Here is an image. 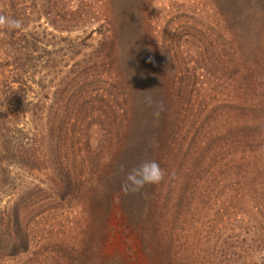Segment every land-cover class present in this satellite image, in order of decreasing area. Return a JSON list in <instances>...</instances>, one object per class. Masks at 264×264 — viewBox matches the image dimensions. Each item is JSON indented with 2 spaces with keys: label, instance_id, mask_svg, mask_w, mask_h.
Returning <instances> with one entry per match:
<instances>
[{
  "label": "rangeland",
  "instance_id": "374dc122",
  "mask_svg": "<svg viewBox=\"0 0 264 264\" xmlns=\"http://www.w3.org/2000/svg\"><path fill=\"white\" fill-rule=\"evenodd\" d=\"M0 12L22 23L18 30L0 29V119L17 117L12 122L21 132L14 137L22 147L15 146L22 164L0 163V247L6 236L27 241V250L15 256L9 247L0 249V264H100L110 260L101 257L123 250L118 239L126 224L116 195L122 190L115 183L121 180L113 181L114 188L108 182L113 160L126 151L133 102L142 95L131 80L140 50L137 70L172 96L161 108L164 134H154L149 158L165 175L151 186L150 212L134 241L152 245L156 232L168 244L167 252L152 247L150 262L138 253L132 263L177 264L178 249L185 247L198 250L196 258L216 251L228 234L217 213L224 172L210 167L226 153L223 131L239 128L240 82L257 61L220 30L211 0H0ZM230 57L233 75L226 80L221 69ZM163 62L164 73L156 70ZM211 95L212 104L229 112L227 125L194 120L192 100ZM232 151L235 160L238 148ZM195 157L197 167L205 166L200 173L188 167ZM184 164L189 174L197 173L195 180H185ZM204 177L209 197L201 195ZM253 257L264 262V252ZM196 261L191 257L187 264Z\"/></svg>",
  "mask_w": 264,
  "mask_h": 264
},
{
  "label": "trees",
  "instance_id": "16d2710c",
  "mask_svg": "<svg viewBox=\"0 0 264 264\" xmlns=\"http://www.w3.org/2000/svg\"><path fill=\"white\" fill-rule=\"evenodd\" d=\"M211 5L214 8V15L217 17L218 22H221L220 30H224L228 36L232 34L244 46L245 50L247 49L249 53L253 52L252 57L257 62L249 66L248 70L243 73L242 82H240V89L244 93V99L241 98L239 100V128L237 129L236 124H234V128H232V125L231 128L225 132L223 131L224 139L222 140L226 143V153L223 156L217 153L221 161L218 160L217 164L210 167L213 173L218 172L216 166H221V170L224 172L220 186L221 190L218 192V198H222V200L217 213L218 217H223L225 230L228 234L219 241L218 249L210 251L208 255L202 254L196 258L194 252L198 250H193L192 253V251L187 252V247L182 250L178 249L180 253L176 257L177 264H187L191 257L195 261L197 260L193 264H264L262 261L256 263V257H253V255L264 252V0H211ZM0 15L3 16V13L0 12ZM224 41L228 42L227 40ZM8 46L12 49V42ZM1 47L0 41V49ZM140 51L142 53L137 55L131 80L134 83L135 81L139 83L136 86L138 88L140 85V90L137 93H142V95L139 96V102H133V108L130 111V125L126 134V151L124 154L121 153L120 157L115 158L112 163L113 177H110L108 182L112 188H114L113 181L120 179L121 182L115 181V183L121 185L127 171L136 167L142 160H149L152 155V143L155 142L154 134L160 133V137L164 134L162 132L165 129V123L161 120V117L159 120V116H161L163 111L161 108L163 105L169 104L172 96L168 91L163 94L164 90L162 92L159 88H155L147 72L140 70V68L137 70L136 66L139 67V63L141 64L143 61L144 52ZM222 57H224V60L222 59L223 63L226 60V55H222ZM231 57L226 61L228 63L227 68L222 66L221 69L222 74H227L228 76L226 80L231 79L233 75V72L228 69L232 61ZM166 65L163 62V66L157 67L156 70L160 71L161 68L164 73ZM258 69L263 70L259 75L257 73ZM162 79H164V74ZM143 83L144 87L145 83L146 86H149L147 90L143 88ZM211 97L212 95L202 100L196 98L192 100L194 104H197L194 120L198 121L200 119L199 121L202 124L215 120L216 124L219 122L227 125L229 112L226 114L223 111L225 108L222 109L223 107L220 103L212 104L214 96L213 99ZM164 114L165 116L167 115L166 112ZM49 117L51 118V116ZM16 118L11 117L10 114L1 115L0 163L8 161L18 165L22 164L15 148L16 146L18 151L22 149L21 144H17V138L14 137L21 132L12 122ZM170 120L171 118L169 123ZM233 137L237 141L236 145H234L232 140ZM234 146L238 148L239 154L235 160L233 158L234 152L232 151ZM32 150L33 154L36 155V160H38L39 150L34 146ZM196 161L195 157L193 164L190 163L188 167L190 170L193 169V171L198 172L205 166L197 167ZM183 166L185 170L183 177L185 180L188 182L193 178L195 180L197 173L189 174L187 167H185L186 165L184 164ZM160 167L163 168V166ZM212 175L215 176L216 174ZM201 180V195L204 196L206 194L209 197L206 188L208 178L204 177ZM151 186L152 184H148L138 192H129L127 194L116 190L120 213L126 224L124 226V239L120 237L118 243L124 247L123 250L118 247V251L111 254L107 259H104V256L101 257L103 258L102 260H110L100 264H133L132 262H136L135 258L138 253H143L144 255L141 257L145 258L148 263L155 256L152 247H157L159 251L160 249L164 250V252L166 251L164 247H167L168 243L166 244L165 238H162L160 233L153 232L154 242H152V245L145 244L144 240H139V243L134 241V239L138 238L136 232H140L142 229V222L139 224V221L150 212V206L152 205ZM183 195L184 191L179 194V197H181L179 200L184 199ZM18 214L14 208L11 213V219L13 220L12 226L14 227L15 236L20 234ZM7 229L10 230V228ZM245 237L247 238L245 239ZM6 238H8V241L11 239L9 236H6ZM186 239L184 243L188 246L191 245L189 244L191 243V237ZM24 240L26 241V238H22V236L19 239L13 238L10 242L1 240L4 244L0 249L4 250L9 247L11 248L8 252L9 255L15 256L27 250V241L25 242ZM138 246H140L139 252ZM178 247L180 246L178 245ZM235 247L237 250H235ZM207 250L208 247L206 246L205 253ZM211 254H214V256H209ZM167 264L169 263L167 262Z\"/></svg>",
  "mask_w": 264,
  "mask_h": 264
},
{
  "label": "clouds",
  "instance_id": "9594fccd",
  "mask_svg": "<svg viewBox=\"0 0 264 264\" xmlns=\"http://www.w3.org/2000/svg\"><path fill=\"white\" fill-rule=\"evenodd\" d=\"M0 26L11 30L22 28L20 20L0 15ZM164 170L155 160H142L136 167L127 171L121 184V190L127 194L140 191L145 185L158 184L164 178Z\"/></svg>",
  "mask_w": 264,
  "mask_h": 264
}]
</instances>
